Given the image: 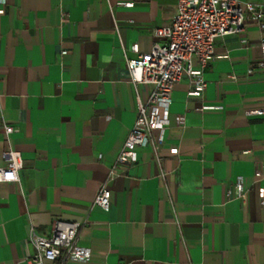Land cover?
I'll list each match as a JSON object with an SVG mask.
<instances>
[{"label":"crops","instance_id":"1","mask_svg":"<svg viewBox=\"0 0 264 264\" xmlns=\"http://www.w3.org/2000/svg\"><path fill=\"white\" fill-rule=\"evenodd\" d=\"M177 3L0 0V166L9 146L23 158L21 181L0 182V264H26L31 228L49 235L55 219L81 222L91 249L68 264H264V114L248 113L264 105L263 32L251 13L215 38L201 98L188 73L174 85L159 153L139 147L110 177L151 92L127 61L164 42L155 31ZM103 184L109 211L94 204Z\"/></svg>","mask_w":264,"mask_h":264},{"label":"built area","instance_id":"2","mask_svg":"<svg viewBox=\"0 0 264 264\" xmlns=\"http://www.w3.org/2000/svg\"><path fill=\"white\" fill-rule=\"evenodd\" d=\"M249 13L257 22L263 36L260 42L262 58L257 66L264 69V3L240 0H178L177 11L170 25L156 29L155 34L164 42L154 43L149 52L128 59L127 65L132 81L151 86L147 100L138 97L139 117L117 155L110 177L117 174L120 164L138 161V148L151 146L159 153L170 125L169 112L174 85L185 73L193 78L190 95L201 98L207 86L204 71L213 57L215 38L244 28ZM200 67L194 68V60ZM249 114H264V105L248 111ZM7 139L16 131L6 125ZM175 150V149H173ZM4 163L0 166V182H20L23 158L20 151L8 147L3 152ZM230 194L232 191H229ZM237 195L242 199L245 192L237 185ZM260 201L264 204V187L260 189ZM94 204L105 211L111 207V190L107 184L99 189ZM82 223L55 219L49 235L38 233L33 227L28 240L35 253L26 264H68L70 261L88 262L91 249L79 243Z\"/></svg>","mask_w":264,"mask_h":264}]
</instances>
